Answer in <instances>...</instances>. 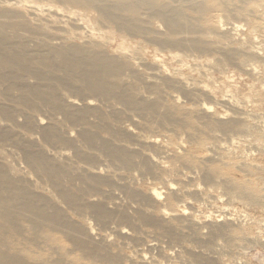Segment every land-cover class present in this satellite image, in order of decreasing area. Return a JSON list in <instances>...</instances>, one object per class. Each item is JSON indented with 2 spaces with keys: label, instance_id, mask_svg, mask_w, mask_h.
Listing matches in <instances>:
<instances>
[{
  "label": "rangeland",
  "instance_id": "rangeland-1",
  "mask_svg": "<svg viewBox=\"0 0 264 264\" xmlns=\"http://www.w3.org/2000/svg\"><path fill=\"white\" fill-rule=\"evenodd\" d=\"M13 1L26 8L28 18L57 12L62 25L74 31L72 36L68 34L67 42L120 57L126 62L127 72L131 68L129 61L141 62L136 63L135 69L138 78H142L127 81L125 87L140 92L147 102H153L158 92L163 98L157 108L159 113L146 110L127 114L122 105L103 106L105 113L117 106L122 116L102 130L94 144L93 154L99 158L98 177L121 175L116 178L120 184H105L102 191L90 189L91 195L72 203L57 195L45 172L35 171L27 164L20 147L0 142L2 157L8 164L11 162L8 166L13 171L21 169V175H27L40 192L53 198L64 214L59 219L61 223L52 225L58 229L61 245L49 246L42 239L38 247H32L20 236H14L10 247L23 249L22 255L29 262L34 260V252H40L45 264H75L76 257L78 264H264V0H203L205 12L188 8L187 19L206 30L202 48L150 43L104 22L94 8H78L61 0ZM176 2L184 6L190 0ZM142 16L150 19L156 39H164L167 26L163 20L148 13ZM31 44L29 48H37ZM41 55L38 53L37 59ZM149 71L156 73L160 81L151 93L143 82ZM45 74L50 76L51 72L45 70ZM30 81L35 83L37 79L32 77ZM184 82L190 83V91L181 86ZM3 89L0 83V90ZM13 92L17 98L19 90ZM227 102L235 103L239 112L229 108ZM204 104L211 107L207 113ZM35 106L30 113L31 129L21 130V137L35 139L36 152L49 159L58 154L61 159L68 157L63 163L74 160L85 166L86 161L76 155L78 150L88 153L79 136L81 128L61 113L52 115L47 105ZM18 113L15 121L24 124L29 114ZM163 116L173 121L164 122ZM39 118L50 127L48 143L41 137L40 127L44 125H39ZM88 118L96 124L103 123L98 111L88 114ZM215 118L225 121L224 129L207 128V122ZM7 122L9 125L12 121L0 116V126L12 134ZM118 131L123 136L116 138V146L134 151V168L127 171L117 164L114 166L121 168L114 170L103 145L111 133ZM124 134H130L133 140L128 142ZM142 135L154 141L146 150L137 141ZM67 137L75 139L73 146L65 143ZM149 156L161 159L148 167L145 162ZM51 165L52 162L46 163ZM73 171L67 178L62 173L60 184L87 189V183ZM152 187L161 191L160 199L151 196ZM130 189L140 197L130 198ZM95 202H104L111 215L98 217L89 206ZM163 210L169 214L162 216ZM48 212L54 214L55 209L49 208ZM140 213L160 219L162 226L146 223ZM74 224L81 225L83 233L70 227ZM87 225L92 231L87 230ZM29 226L25 223L26 229ZM77 239L88 243L92 257L82 253L75 244ZM100 256L110 261H102Z\"/></svg>",
  "mask_w": 264,
  "mask_h": 264
},
{
  "label": "bare ground",
  "instance_id": "bare-ground-1",
  "mask_svg": "<svg viewBox=\"0 0 264 264\" xmlns=\"http://www.w3.org/2000/svg\"><path fill=\"white\" fill-rule=\"evenodd\" d=\"M61 1L66 3V5H74L78 8H94L100 13L104 22L114 24L129 33L143 37L150 43L168 46L178 45L183 48L189 45L193 48H202L204 46L206 30L193 20L187 19L186 11L190 8L195 11L205 12L206 7L203 0H190L184 6L182 4H180L181 6L178 5L176 0ZM25 9L23 5H19L13 0H0V83L4 85V89L0 90V97L2 98L0 116L7 121H12L9 122V125L7 122L6 126L13 131L12 134H9L0 126V142L7 144L11 142L15 146L20 147L27 164L35 171L45 172L51 179L57 195L70 203L78 199H85L91 190L93 192L94 190L95 192L99 191L105 184L119 186L120 183L116 182V178L117 176L121 177V175L98 177V165L96 163H98L99 158L93 154V147L99 133L108 129L113 122H118L122 116L117 106L107 113L104 112L103 106L107 107L108 105L106 104H111V106L114 103L119 104L124 107L127 114L146 110L156 113L158 105L163 98L161 93L158 92L157 98L153 102H147L140 92L136 93L137 90L135 92V90L132 91L125 87L127 81L131 82V80H140L142 78H138L137 75L139 73L135 69L136 63L138 62L141 65V62L137 60L135 62L134 59L132 62L129 61L131 68L127 65L130 68L129 72H127L125 71L126 62L122 58L106 56L92 51L86 45L67 42V40H70L68 34L72 36L74 31L62 25V19L56 16L57 12L45 17L37 15L33 18H28L26 17ZM72 12H74L73 9ZM144 13H148L150 16H159L163 20L167 26L164 39H156L150 19H145L142 16ZM29 43H33L37 48H29ZM255 48L259 47L255 45ZM38 53H42L39 59H37ZM30 60H36V62H29ZM45 70H49L51 75L47 76ZM32 77L36 78L37 82L32 83L30 81ZM144 78L145 81H142L145 82L146 89H149L150 93L156 87H159L160 81L156 73L149 71L148 76ZM48 84H51L49 85L50 88H46ZM181 86L187 91L191 89L190 83L187 82H184ZM14 89L19 90L17 98L13 96ZM63 89H66L67 92H64L65 90L63 91ZM19 99H21V103H18ZM37 103L49 106L52 115L61 113L67 121L81 128L79 136L85 143L88 153L78 150L76 155L81 156V159L83 158L86 161L85 163L87 164H84L85 166L77 165L74 160L71 163H63V160L68 157L61 159L58 154L53 155L49 159L46 155L36 152L35 139L28 137L24 139L21 137V130L31 129L30 117L32 115L30 116V113L33 108H36L35 105ZM226 104L229 108H236L235 110L239 112L235 103L227 102ZM210 109L209 105L204 104L206 113ZM94 111H98L100 119L103 120L102 124L99 122V124H96L89 120L88 114H92ZM18 112L29 114L24 124L16 122ZM162 118L164 122H167V120L173 121L168 116H163ZM223 122L225 121L221 118H215L214 120H209L206 126L209 130L215 127L224 129L226 125ZM56 124L59 123L56 122ZM39 125H44L40 118ZM40 128H42L43 136L41 137H43V141L48 143L51 134L50 127L44 125ZM55 133L60 136L58 131H55ZM119 133L121 131L111 133L110 137L103 141V145L112 161V166L117 164L127 171V169L134 168L132 163L134 151H130L126 146H116V138L122 135ZM124 135L128 142L133 140L130 134ZM143 136H138L137 141L142 146L139 145L141 149L146 150L149 144H154V141L151 137ZM60 137L58 139H61ZM65 143L73 146L75 139L67 137ZM51 145L56 146L57 144L53 143ZM3 152L0 149V264H45L43 262V254L40 252L32 254L33 261L25 260L22 255L23 249L10 247L11 240L14 236H20L25 240L27 246L38 247L42 239L49 246L61 245L57 236L58 229L52 225L61 223L59 219H62L64 214L53 198L47 197L40 192L27 175H21V173H24L20 168V171H13L12 166H8L11 162L8 164L5 161L6 159L1 155ZM59 154L66 155L67 153L61 152ZM75 158L77 159V157ZM149 159H146L145 162L148 167L152 163L156 164V162H159L161 157L157 156V158ZM48 162H52V165L46 166ZM117 167L114 166L115 171H117ZM212 169L218 170V168ZM71 170H76L79 173H76L77 177L79 176L83 183H87V189L76 187L71 183L66 186L60 184L62 173H65L64 176L67 178ZM125 176L127 177V175L122 177L125 178ZM150 192L151 196L156 199H160L162 195L161 191L156 187H152ZM129 197L136 199L140 195L131 190L129 191ZM89 206L94 209L98 217L103 218L111 215L110 208L104 202L91 203ZM49 208H54L55 213L50 214L48 212ZM166 214H169V212L163 210L162 216ZM141 218L146 223L162 226L160 219L145 216H141ZM25 223L30 225L29 229H26ZM74 225L70 227L76 233H83L85 230L84 228L82 229L81 225L80 227L76 225L75 227ZM88 229L92 231L90 225H87ZM82 233H80L81 236L83 235ZM75 241V244L79 246L84 255L92 257L91 248L86 241L80 239ZM65 252L69 253L67 250ZM99 258L105 262L110 261L107 257L100 256ZM55 264L62 263L55 261ZM75 264H78L77 257Z\"/></svg>",
  "mask_w": 264,
  "mask_h": 264
}]
</instances>
